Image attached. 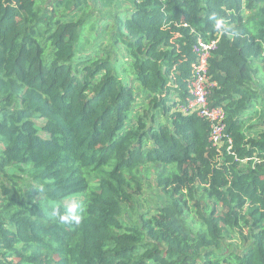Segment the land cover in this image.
Returning a JSON list of instances; mask_svg holds the SVG:
<instances>
[{"label":"trees","instance_id":"1","mask_svg":"<svg viewBox=\"0 0 264 264\" xmlns=\"http://www.w3.org/2000/svg\"><path fill=\"white\" fill-rule=\"evenodd\" d=\"M128 7L82 54L89 0H0V264H264V0ZM199 40L220 146L180 110ZM150 166L163 203L132 222Z\"/></svg>","mask_w":264,"mask_h":264},{"label":"rangeland","instance_id":"2","mask_svg":"<svg viewBox=\"0 0 264 264\" xmlns=\"http://www.w3.org/2000/svg\"><path fill=\"white\" fill-rule=\"evenodd\" d=\"M89 3L97 10V17L93 25L85 31L84 41L79 47V53L82 54L94 51L100 47H110L108 44L109 40H111V33L113 32L115 24L114 17L126 12L131 0H89ZM124 66L127 67L126 65ZM123 76L130 83L134 75L128 71V74L125 73ZM134 89L136 91V97L140 102L143 92L140 86L138 87V83H135ZM259 131L260 129H253L252 133L258 134ZM138 179L143 181L146 190L145 195L138 197L134 210H125V219H129L132 222L137 220L139 213L146 212L153 206L163 203L162 195L157 186V172L152 166L139 168ZM231 236L228 238L231 246L238 244L237 236L234 233H231Z\"/></svg>","mask_w":264,"mask_h":264},{"label":"built area","instance_id":"3","mask_svg":"<svg viewBox=\"0 0 264 264\" xmlns=\"http://www.w3.org/2000/svg\"><path fill=\"white\" fill-rule=\"evenodd\" d=\"M217 48V42L206 43L199 40L193 50L197 56V67L195 77L190 86V98L185 105L180 106L182 112L194 113L206 118L211 124L210 142L214 146H220L225 138L226 125L225 111L221 107L210 106L209 98L213 89L217 88V83L209 77V61L212 53ZM233 142L229 140L230 149Z\"/></svg>","mask_w":264,"mask_h":264},{"label":"crops","instance_id":"4","mask_svg":"<svg viewBox=\"0 0 264 264\" xmlns=\"http://www.w3.org/2000/svg\"><path fill=\"white\" fill-rule=\"evenodd\" d=\"M252 125H255V123L253 122V123L248 124V125L245 127V129L248 130V131H250V133H252V130H253V129H260V131H259L258 133H260V132L262 131L260 127H253V128H250ZM252 134H253V133H252ZM253 135H254V136H257L258 134H253Z\"/></svg>","mask_w":264,"mask_h":264}]
</instances>
